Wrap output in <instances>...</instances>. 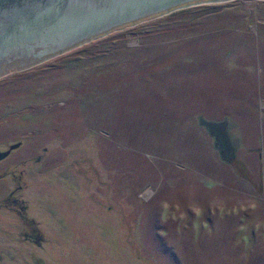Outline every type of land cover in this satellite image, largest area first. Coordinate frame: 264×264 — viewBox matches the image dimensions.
<instances>
[{"label":"rangeland","instance_id":"1","mask_svg":"<svg viewBox=\"0 0 264 264\" xmlns=\"http://www.w3.org/2000/svg\"><path fill=\"white\" fill-rule=\"evenodd\" d=\"M12 145L0 264H264V0L176 8L0 76Z\"/></svg>","mask_w":264,"mask_h":264},{"label":"water","instance_id":"2","mask_svg":"<svg viewBox=\"0 0 264 264\" xmlns=\"http://www.w3.org/2000/svg\"><path fill=\"white\" fill-rule=\"evenodd\" d=\"M210 1L223 0H0V76L36 65L117 29ZM209 126L212 131L220 128L215 123ZM217 134L227 139L223 132ZM17 146L0 152V159Z\"/></svg>","mask_w":264,"mask_h":264},{"label":"trees","instance_id":"3","mask_svg":"<svg viewBox=\"0 0 264 264\" xmlns=\"http://www.w3.org/2000/svg\"><path fill=\"white\" fill-rule=\"evenodd\" d=\"M241 175L245 176L246 178H249L243 167H241Z\"/></svg>","mask_w":264,"mask_h":264}]
</instances>
